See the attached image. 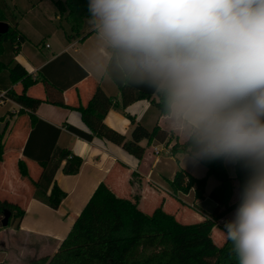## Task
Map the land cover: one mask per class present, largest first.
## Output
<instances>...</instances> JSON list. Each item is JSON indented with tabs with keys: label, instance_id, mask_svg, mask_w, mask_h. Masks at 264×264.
I'll return each mask as SVG.
<instances>
[{
	"label": "clouds",
	"instance_id": "clouds-1",
	"mask_svg": "<svg viewBox=\"0 0 264 264\" xmlns=\"http://www.w3.org/2000/svg\"><path fill=\"white\" fill-rule=\"evenodd\" d=\"M104 67L148 89L179 156L247 172L221 230L234 264H264V0H88Z\"/></svg>",
	"mask_w": 264,
	"mask_h": 264
},
{
	"label": "crops",
	"instance_id": "crops-1",
	"mask_svg": "<svg viewBox=\"0 0 264 264\" xmlns=\"http://www.w3.org/2000/svg\"><path fill=\"white\" fill-rule=\"evenodd\" d=\"M14 1L15 4L9 3L17 13L16 29L26 40L19 45L14 59L29 74L38 77L45 66L67 54L70 58H65L63 62L47 70L51 88L64 90L62 97L67 106H86L96 88L100 86L115 102V106L109 110L104 120L109 128L122 134L127 140L132 138L137 125H143L148 129L158 126L170 133L150 100H140L125 108L122 107L118 87L108 76L104 65L99 62L100 57L107 58L108 54L103 48L97 49L96 38L87 17L81 16V19H78L79 25L74 26L75 29L71 28V20L66 17L69 8L65 7L64 13L58 9V2L62 0H50L46 9L51 10V14L40 25L33 22L35 18L31 16L32 11L28 8L30 5H26V0ZM20 10L22 14H19ZM7 24L10 26V23ZM48 37L56 39L54 51L52 45L48 43ZM47 50L52 51L49 53ZM83 72L87 74L86 78L69 88L68 86L76 82ZM14 88L18 93L22 92L21 84ZM27 93L35 98L43 100L46 98L43 83L32 86ZM6 103L12 107L7 116L0 115V142L4 144V160L0 165V202L7 201L20 207L25 211V215L22 219H13L16 223L14 228H10L9 225L7 230L0 229V255H3L0 256L1 264H5L8 259L11 261L9 264H22L31 259L50 255L52 257L70 233L76 217L81 214L102 182L118 197L136 198L139 208L144 213L151 214L157 208H162L183 224L201 222L207 214L218 207L211 199L214 202L212 209L202 208L199 204L204 198L196 199L194 189L188 194H180L178 198L172 195L168 182L174 179L178 171L183 170L197 178L194 176L191 161H186L183 166L180 156L172 151L176 143L182 144L178 136L172 134L173 139L169 144H167L169 141L162 144L142 141L141 145L146 151L144 158L139 161L112 142L100 138H94L91 142L81 139L67 129V126H71L89 133L79 112L43 102L38 107L36 115L39 119L61 129L57 147L67 149L82 159L80 171L76 175H66L63 172L65 162L62 163L56 173L55 182L67 193V197L57 210L51 209L33 198V182L39 179L42 169L36 162L23 156V149L31 132L29 116L18 115L21 107L5 98V92H2L0 105ZM20 159L27 164L30 177L28 179L20 176L18 170ZM225 167L234 187L231 199V203L234 204L238 201L240 192L235 165L225 163ZM219 185V181L218 184L213 183L214 189ZM191 197V203L185 201ZM184 206L195 209L197 213L189 212L190 210ZM212 237L215 243L216 238L223 242L222 245L225 243L223 235L216 232L215 228Z\"/></svg>",
	"mask_w": 264,
	"mask_h": 264
},
{
	"label": "trees",
	"instance_id": "trees-1",
	"mask_svg": "<svg viewBox=\"0 0 264 264\" xmlns=\"http://www.w3.org/2000/svg\"><path fill=\"white\" fill-rule=\"evenodd\" d=\"M87 3V0L58 2V9L62 12H66L65 7L69 8L66 17L71 20V28L79 25L78 19L81 16H88ZM14 13L7 0H0V22L10 23L9 31L0 35V95L5 92V98L21 107L18 115L27 114L30 119L31 132L24 146L23 156L36 162L42 169L39 179L33 182L34 199L57 210L66 199L67 193L56 184V173L63 162V172L66 175L78 174L82 165L80 157L67 149L57 147L61 129L37 117L36 111L43 102L79 112L89 133L71 126H67V129L81 139L91 142L94 138H100L112 142L139 161L144 158L146 151L141 145L142 141L147 140L149 144L171 142L173 135L158 126L148 129L137 125L130 140L109 128L104 120L115 102L100 86L96 88L86 106H67L62 97L64 90L51 88L47 70L70 57L67 54L61 55L45 66L36 78L29 74L14 59L19 45L26 41L25 36L16 29ZM107 74L119 89L123 108L136 101L150 100L160 114L158 100L153 98L150 90L120 84L111 68H107ZM86 76L83 72L68 87L76 85ZM38 83H43L45 87L44 100L27 93L29 88ZM18 84L22 85L20 93L14 88ZM180 148L181 145L176 143L172 147L173 153L179 154ZM3 160L4 144L0 142V165ZM201 163L207 168L205 177L198 179L181 170L168 182L175 198L194 189L195 198L203 199L208 178L212 176L219 181L220 185L209 195L218 207L201 222L183 224L162 208H157L151 214L144 213L136 198L118 197L102 182L81 214L76 217L70 233L58 251L52 257L31 259L22 264H234L230 259V244L225 242L218 246L212 237L218 220L235 211L237 206L238 201L231 203L234 188L232 179L225 162L215 160ZM18 170L21 178H30L27 164L22 159L18 162ZM235 174L240 191L247 172L241 166L235 165ZM219 207L223 210L220 211ZM5 209L12 213L11 219H22L25 215L20 207L7 201L0 202V215H3Z\"/></svg>",
	"mask_w": 264,
	"mask_h": 264
},
{
	"label": "rangeland",
	"instance_id": "rangeland-1",
	"mask_svg": "<svg viewBox=\"0 0 264 264\" xmlns=\"http://www.w3.org/2000/svg\"><path fill=\"white\" fill-rule=\"evenodd\" d=\"M8 2H10V3H12V4H15V1L14 0H7ZM63 1V0H62ZM51 1L50 0H26L25 1V3H26V5L28 4V5H30V7H28V8H30V10L32 11V14H31V16H33L35 19H34V21L33 22H35V23H38V24H42L44 21H45V19L46 18H49V16H50V14H51V10L50 11H48L46 8V6H47V4H49ZM23 6H25V4L23 5ZM33 9H34V11H33ZM21 13V10H20V12H19V14ZM14 14H16V16H17V13L15 12ZM18 14V15H19ZM22 14V13H21ZM38 15V16H37ZM37 16V17H36ZM51 21H52V19H50ZM58 23H60L59 22V20L57 21ZM64 22L65 21H63L62 22V24H64ZM54 26V25H53ZM48 39V43L49 44H51L52 45V50L54 51V49H55V41H56V39L53 37V38H51V37H48L47 38ZM51 50V51H52ZM50 50H47V52H51ZM11 107H12V105L11 104H9V103H6V104H4V105H0V115H8V113L10 112V109H11ZM14 107V106H13ZM179 155V154H178ZM191 166L193 167H191L192 168V170L194 171L193 173H194V176H196L197 178H202V177H204L205 176V174H206V168L204 167V165H202L200 162L199 163H196V164H194V163H192L191 162ZM213 183L214 184H218V181L215 179V178H210V180H209V182H207V184H206V188H205V197H204V200L203 201H201V203L199 204L202 208H204V209H206V210H211L212 209V205L214 204V202L209 198V192H211L213 189H214V186H213ZM171 189V188H170ZM172 190V189H171ZM191 191V190H190ZM189 191V192H190ZM188 192V193H189ZM194 192V191H193ZM188 193H186V194H188ZM182 194V193H181ZM180 195V194H179ZM194 197H195V193H194ZM191 199H192V197L191 198H186V200L185 201H187V202H189V203H191ZM185 207V206H184ZM194 208H196L197 210H198V208L196 207V206H194ZM185 209H187V210H190L189 212H192V213H197L196 212V210L195 209H193V208H189L188 206H186L185 207ZM219 210L221 211L222 210V207H220L219 208ZM233 213H234V211L232 212V213H229V214H226V215H224L223 217H221L219 220H218V226L217 227H215V229H216V232H218L220 235H223L222 234V232H221V230H224V225H225V221H227V220H229V219H231L232 218V216H233ZM177 219V218H176ZM2 220H3V215H0V229H5V230H7L8 229V227H2V224H1V222H2ZM11 223V224H10ZM15 222H14V220H13V218H12V221H11V218H10V220H9V225H10V228L12 227V228H14L15 227ZM223 226V227H222ZM216 240H217V245H222V243L223 242H220L219 240H218V238H216ZM12 248H14V247H12ZM1 253V252H0ZM50 255V254H49ZM0 256H3V255H0ZM49 257H51V255L49 256ZM1 259V258H0ZM1 261H2V259H1ZM11 261H9V259L6 261V263L5 264H9Z\"/></svg>",
	"mask_w": 264,
	"mask_h": 264
},
{
	"label": "water",
	"instance_id": "water-1",
	"mask_svg": "<svg viewBox=\"0 0 264 264\" xmlns=\"http://www.w3.org/2000/svg\"><path fill=\"white\" fill-rule=\"evenodd\" d=\"M9 27L10 26L7 23L0 22V35L6 34L9 31ZM11 216L12 213L9 210H3V220L1 222L2 227H8Z\"/></svg>",
	"mask_w": 264,
	"mask_h": 264
}]
</instances>
